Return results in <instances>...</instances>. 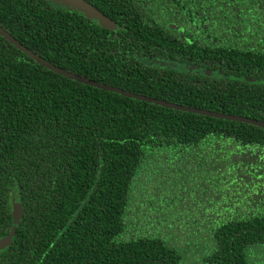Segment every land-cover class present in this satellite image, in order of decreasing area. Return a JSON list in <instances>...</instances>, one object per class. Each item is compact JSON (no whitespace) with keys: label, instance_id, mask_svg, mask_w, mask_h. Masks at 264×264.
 Listing matches in <instances>:
<instances>
[{"label":"trees","instance_id":"1","mask_svg":"<svg viewBox=\"0 0 264 264\" xmlns=\"http://www.w3.org/2000/svg\"><path fill=\"white\" fill-rule=\"evenodd\" d=\"M87 1L117 29L52 0H0V27L71 73L264 121V0ZM173 165L205 172L174 219L153 200ZM13 226L0 264H264V128L79 83L0 35V238Z\"/></svg>","mask_w":264,"mask_h":264},{"label":"water","instance_id":"2","mask_svg":"<svg viewBox=\"0 0 264 264\" xmlns=\"http://www.w3.org/2000/svg\"><path fill=\"white\" fill-rule=\"evenodd\" d=\"M54 3L59 4L67 9H72L78 11L85 15L88 19L96 21L101 27L107 28L109 30H116L118 25L115 21H113L110 17L102 13L99 9L93 6L87 0H52ZM0 35L4 37L7 41H9L12 45H14L18 50L29 56L33 59L36 63L40 64L41 66L45 67L48 70H51L61 76L69 78L71 80H75L79 83H83L85 85H89L101 90L110 91L116 94H120L129 98L137 99L140 101L153 103L155 105H159L165 108H170L179 111H186L193 114L204 115L208 117L242 122L247 124H252L257 127L264 128V121L256 120L244 116L238 115H231V114H224L218 113L214 111H209L206 109H199L196 107H190L185 105H179L172 102H167L158 98L148 97L145 95L136 94L119 87L107 85L104 83H100L98 81L89 79L87 77H83L74 73H71L65 69L59 68L53 65L51 62L47 61L46 59L40 57L36 53L32 52L28 48H26L23 44H21L17 39H15L12 35L6 32L3 28L0 27ZM22 217V206L20 203L13 201L12 204V218L15 223H18L20 218ZM15 226L11 228L9 233L0 238V251L5 249L9 246L12 242V237L14 235Z\"/></svg>","mask_w":264,"mask_h":264},{"label":"rangeland","instance_id":"3","mask_svg":"<svg viewBox=\"0 0 264 264\" xmlns=\"http://www.w3.org/2000/svg\"><path fill=\"white\" fill-rule=\"evenodd\" d=\"M204 176L205 172L201 169L193 170L187 166H175V169L170 171L165 177L164 175L156 177L154 188H157L158 195L153 196V200L159 198L157 204L164 208L167 205L168 208L165 209L168 212V216L174 219L179 214L178 210L183 208V202L185 207H187L186 204H193L190 196H193L194 191L197 190L196 182L200 181L201 177ZM183 214L187 215L185 212ZM170 226L173 227V224L171 223ZM165 239L168 240L167 236H165Z\"/></svg>","mask_w":264,"mask_h":264}]
</instances>
